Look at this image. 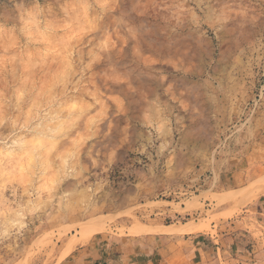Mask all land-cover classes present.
Returning a JSON list of instances; mask_svg holds the SVG:
<instances>
[{
    "label": "rangeland",
    "instance_id": "374dc122",
    "mask_svg": "<svg viewBox=\"0 0 264 264\" xmlns=\"http://www.w3.org/2000/svg\"><path fill=\"white\" fill-rule=\"evenodd\" d=\"M260 200L264 0H0V264L144 234L264 264Z\"/></svg>",
    "mask_w": 264,
    "mask_h": 264
},
{
    "label": "crops",
    "instance_id": "0c3cea01",
    "mask_svg": "<svg viewBox=\"0 0 264 264\" xmlns=\"http://www.w3.org/2000/svg\"><path fill=\"white\" fill-rule=\"evenodd\" d=\"M246 230H264V200H260ZM170 218V217H168ZM251 224V225H250ZM167 227V226H165ZM203 234L184 237L192 258H201L208 263H220L216 256L220 248L207 245ZM171 236L144 234L127 238L110 235L94 236L87 244L78 246L61 264H153L169 248ZM172 239V240H171Z\"/></svg>",
    "mask_w": 264,
    "mask_h": 264
},
{
    "label": "bare ground",
    "instance_id": "6f19581e",
    "mask_svg": "<svg viewBox=\"0 0 264 264\" xmlns=\"http://www.w3.org/2000/svg\"><path fill=\"white\" fill-rule=\"evenodd\" d=\"M104 224L103 223L102 224H94L92 229L88 232L87 236L85 237L86 241H89L95 234L103 232L105 230L104 226L106 225V224L105 225ZM150 230H154V229L147 227V228H144L143 232L146 233V232H148ZM158 231H159V229H158ZM162 231H165V232H168V233H177L178 229L177 228H173V227L170 226V227H163ZM159 233H161V232H159ZM74 247H75V245H73L71 250H73Z\"/></svg>",
    "mask_w": 264,
    "mask_h": 264
}]
</instances>
